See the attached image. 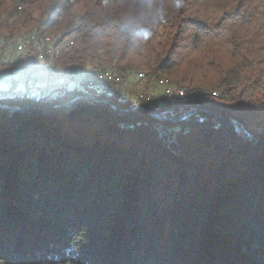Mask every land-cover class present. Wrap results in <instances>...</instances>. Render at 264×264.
Segmentation results:
<instances>
[{"label": "trees", "instance_id": "obj_1", "mask_svg": "<svg viewBox=\"0 0 264 264\" xmlns=\"http://www.w3.org/2000/svg\"><path fill=\"white\" fill-rule=\"evenodd\" d=\"M25 26L32 72L82 76L0 95V264H264V0H0V67Z\"/></svg>", "mask_w": 264, "mask_h": 264}, {"label": "rangeland", "instance_id": "obj_2", "mask_svg": "<svg viewBox=\"0 0 264 264\" xmlns=\"http://www.w3.org/2000/svg\"><path fill=\"white\" fill-rule=\"evenodd\" d=\"M33 35L34 29L31 26L22 27L18 31L17 38L13 42L11 49L6 53L4 58L5 63L15 64L16 67H0V95L7 94L13 90L22 89L24 83L28 80H31V96L41 97V95H44L46 98H55L61 94L62 90L70 89L77 83H80L78 78L82 75L79 71L71 74L65 73L53 68V64H51V69H42L32 72L33 67L25 64L24 56L27 52L28 45L25 40H28ZM23 39V49L18 50L17 46L20 40ZM38 55H32V59H34L37 64H39L42 60ZM29 72L32 73L27 76ZM139 78V75L132 76L130 78V82L122 87V95L125 99L136 101L140 94L148 96V92L152 94V98L154 100H159V98L163 96V88L156 85L157 78L152 79L151 82L148 81V83H145Z\"/></svg>", "mask_w": 264, "mask_h": 264}, {"label": "built area", "instance_id": "obj_3", "mask_svg": "<svg viewBox=\"0 0 264 264\" xmlns=\"http://www.w3.org/2000/svg\"><path fill=\"white\" fill-rule=\"evenodd\" d=\"M25 41L27 43H29L30 40L28 39V40H25ZM23 46H24V39L20 40V42H19V44L17 46L18 50H22ZM39 57H41V55ZM95 76L96 77L94 79L93 78H84L82 80L89 81L91 84H96V87H98V88L105 81L112 80V76L108 72H104V71H101V70H97ZM140 79L143 80L145 83H148V81H149L146 76H142V77H140ZM31 85H32L31 80H28L27 84L24 85V87L22 89H17V90H13L12 92H8L6 94V96H11V97L13 96V97H16V98H24L26 95L31 93V91L29 89ZM156 85L163 88V92H164L165 95L171 96L173 93H175V95H177L179 97V99H181V100H185V98H186L183 93H178L175 90H172L170 88H166L164 86V84L158 78L156 80ZM147 95H148L147 99L152 97V94L149 93V92H148ZM41 97H43V96H41Z\"/></svg>", "mask_w": 264, "mask_h": 264}, {"label": "water", "instance_id": "obj_4", "mask_svg": "<svg viewBox=\"0 0 264 264\" xmlns=\"http://www.w3.org/2000/svg\"><path fill=\"white\" fill-rule=\"evenodd\" d=\"M23 87H24V86H23ZM29 89H30V88H29ZM28 95H30V94H28ZM41 96L44 97V95H41ZM83 96H89V97H91L92 99H94V100H96V101H99V102H102V103L108 105L109 107H111V108L114 109V110H118V108H117L115 105H113L112 103H110L108 100H105V99H102V98H98V97H96V96H94V95H91V94H88V93H80V94L76 95L75 97H73L72 99H70V100H68L67 102H65L64 104L59 105V106H67V105H70L71 103H73L74 101H76L77 99H79L80 97H83ZM59 106H55V107L51 108V109L48 110V111H52V110H54L56 107H59ZM10 109L13 110V111H14V110H21L20 108H17V109H12V108H10ZM135 109H145V110H148V111H150L154 116H156L159 120H162V121H172V120H175V119H169V118H166V117H164L161 113L156 112V111H154L153 109H151L150 107H147V106L142 105V104H134V105L130 106L129 108H127V109H122V110H120V111H132V110H135ZM195 110H197V108H196V107H192V108H190L189 110L183 112L178 118H181V117H183V116H185V115H187V114H189V113H191V112H193V111H195ZM46 112H47V111H46Z\"/></svg>", "mask_w": 264, "mask_h": 264}, {"label": "bare ground", "instance_id": "obj_5", "mask_svg": "<svg viewBox=\"0 0 264 264\" xmlns=\"http://www.w3.org/2000/svg\"><path fill=\"white\" fill-rule=\"evenodd\" d=\"M143 75H140V77H142ZM163 84H164V86L166 87V88H170V89H172V87L171 86H169L168 84H167V82L164 80V79H159ZM173 90V89H172ZM177 92L178 93H183L184 95H185V92H184V90L182 89V88H178L177 89Z\"/></svg>", "mask_w": 264, "mask_h": 264}]
</instances>
